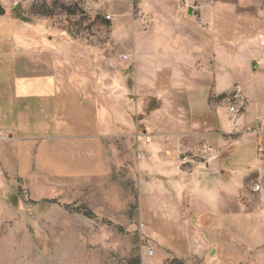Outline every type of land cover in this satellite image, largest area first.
I'll return each mask as SVG.
<instances>
[{"label": "rangeland", "instance_id": "374dc122", "mask_svg": "<svg viewBox=\"0 0 264 264\" xmlns=\"http://www.w3.org/2000/svg\"><path fill=\"white\" fill-rule=\"evenodd\" d=\"M36 9L73 56L120 68V113L116 126L76 124L57 142L8 151L0 264H207L210 239L190 206L168 216L181 195L166 178L188 187L214 150L222 173L237 169L249 264L263 206L262 169L251 164L264 160V144L240 86L261 79L252 65L264 58V0H40ZM236 87L249 104L234 118L223 97Z\"/></svg>", "mask_w": 264, "mask_h": 264}, {"label": "crops", "instance_id": "0c3cea01", "mask_svg": "<svg viewBox=\"0 0 264 264\" xmlns=\"http://www.w3.org/2000/svg\"><path fill=\"white\" fill-rule=\"evenodd\" d=\"M39 1L19 0L16 6L11 1L0 3V186L9 185L7 169L12 160L7 155L13 147L20 151L28 144L43 146L57 142L61 134L72 132L76 124L94 130L118 125L120 68L109 64V71L101 59L73 56L68 39L54 35L51 16L36 9ZM256 57L258 67L253 71L260 72L259 83L240 87L246 86L243 90L250 98L245 119L257 120V138L262 146L264 58ZM256 73L250 79L256 78ZM216 89L221 92L224 88L217 83ZM213 155L209 169L199 167L197 178L193 176L188 187L177 174L167 175V181H172L176 193L181 195L179 201L183 202L169 201L168 216L183 215L181 206L187 203L186 207L190 206L195 215L193 220L202 225L203 235L210 239L204 245L210 254L207 264H244V240L236 226L237 219L241 218L237 169L229 163L227 173L230 171V174L222 173L226 170L221 168V150H214ZM251 165L262 169L263 206L255 211L260 224L249 227L256 242L253 246L246 245L257 248L258 252L248 262L264 264V160H256ZM192 169L189 171L194 175L196 172ZM167 187L171 189L170 182ZM184 191L190 192L187 199ZM2 201L6 204L8 198L0 192V212L6 216L9 207L2 205ZM173 207H176L174 212ZM159 213L166 212L159 209ZM192 245L196 247L193 241Z\"/></svg>", "mask_w": 264, "mask_h": 264}, {"label": "built area", "instance_id": "2783aa9c", "mask_svg": "<svg viewBox=\"0 0 264 264\" xmlns=\"http://www.w3.org/2000/svg\"><path fill=\"white\" fill-rule=\"evenodd\" d=\"M8 1H13V5H17V0H0V3H7ZM227 107L229 108L230 114L237 118L242 115L243 112L247 109L249 104V98L245 95L244 92L239 87L234 88L233 90L227 92L223 97ZM264 153V151H263ZM262 189V184L256 183L254 186V191L260 192ZM155 244L150 248L149 254L153 255L155 252Z\"/></svg>", "mask_w": 264, "mask_h": 264}, {"label": "water", "instance_id": "95a60500", "mask_svg": "<svg viewBox=\"0 0 264 264\" xmlns=\"http://www.w3.org/2000/svg\"><path fill=\"white\" fill-rule=\"evenodd\" d=\"M0 13H1V6H0ZM258 67V61L253 62V70L256 71Z\"/></svg>", "mask_w": 264, "mask_h": 264}]
</instances>
